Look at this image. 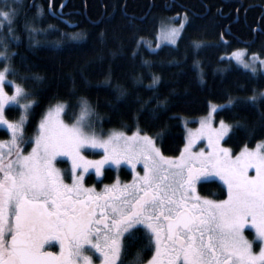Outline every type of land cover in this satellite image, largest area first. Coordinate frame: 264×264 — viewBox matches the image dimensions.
<instances>
[{
  "label": "snow or ice",
  "instance_id": "obj_1",
  "mask_svg": "<svg viewBox=\"0 0 264 264\" xmlns=\"http://www.w3.org/2000/svg\"><path fill=\"white\" fill-rule=\"evenodd\" d=\"M19 6L22 0H5L0 9V28L7 26L8 35L16 40L19 37L12 25ZM40 14L37 8L36 15ZM25 31L31 37L37 29L26 22ZM179 35L177 28L166 33L170 43ZM7 39L5 51H0L5 64L0 70V126H6L11 139L0 141V264H92L85 253L93 251L102 264H124L123 256L141 241L143 247L129 264H142V253L151 247L154 252L147 264H264V140L254 149L245 146L233 158L219 142L234 125L221 121L219 129H214L203 119L199 129L189 132L180 156L166 157L148 135L127 137L116 131L107 138L98 135L95 109L79 97V114L71 125L61 119V113L71 106L68 102L58 100L50 106L39 122L35 146L24 155V125L36 103L31 98L35 93L23 83L6 81V75L17 74L9 63L13 55L6 51ZM137 43L142 44L143 39ZM194 47L199 44L194 42ZM232 59L251 68L253 74L257 61L264 68V60L255 54L251 62H246L243 51L233 52ZM29 78L42 79L20 77L21 81ZM5 83L11 85V95L5 91ZM158 83L159 78L153 76L148 87L154 90ZM116 91L117 99L127 94L120 85ZM262 98L264 92L253 90L244 103L264 104ZM165 102L159 101L158 107ZM10 104L20 109L17 121L5 117V106ZM258 120L264 125V111L258 113ZM236 126L248 127L240 122ZM200 136L207 137L209 150L193 153L192 145ZM84 148H101L104 155L97 161L86 160L81 155ZM58 156L71 161V184L64 182L54 166ZM122 162L131 165L133 181L122 187L105 185L99 193L84 187V177L77 171L94 168L99 176L104 165ZM140 162L143 175L136 173ZM250 168L255 176L248 174ZM212 176L227 187V199L215 201L198 195L197 182ZM249 227L255 232L252 240L244 235ZM257 241L261 247L254 253ZM50 242L59 244V254L44 251Z\"/></svg>",
  "mask_w": 264,
  "mask_h": 264
},
{
  "label": "trees",
  "instance_id": "obj_2",
  "mask_svg": "<svg viewBox=\"0 0 264 264\" xmlns=\"http://www.w3.org/2000/svg\"><path fill=\"white\" fill-rule=\"evenodd\" d=\"M32 1L22 0L12 25L18 40L8 35L7 26L0 28V51H5L7 37L6 51L13 55L9 63L17 73L8 74L9 80L35 93L24 147L48 106L68 102L66 117L71 118L79 110V97L94 107L103 129L126 133L138 129L154 135L165 156L178 155L184 144L181 117L205 114L210 103L231 101L216 110L215 117L234 125L224 140L234 151L264 139V125L258 120L264 104L244 103L253 90H264V74H253L222 57L240 48L264 56V0H52L53 16L46 11L37 16ZM45 1L38 0L40 9H45ZM4 5L0 0V9ZM180 13L188 19L175 45L150 50L144 42L137 43L154 38L161 18ZM26 22L37 29L31 37ZM22 76L42 79L21 81ZM153 76L159 78L154 90L148 87ZM117 85L127 92L120 99ZM18 112L15 106L6 108L10 118ZM237 122L248 127L236 126ZM7 136L0 128V139ZM120 176L128 178L130 171L121 168ZM92 179L89 174L87 180ZM113 179L114 169L106 167L102 181ZM197 191L217 200L226 196L225 187L214 179L199 182ZM144 243L128 250L124 264ZM152 254L153 247L144 251L142 264Z\"/></svg>",
  "mask_w": 264,
  "mask_h": 264
},
{
  "label": "rangeland",
  "instance_id": "obj_3",
  "mask_svg": "<svg viewBox=\"0 0 264 264\" xmlns=\"http://www.w3.org/2000/svg\"><path fill=\"white\" fill-rule=\"evenodd\" d=\"M187 15L185 13H180V14H174V15H167L163 18H161V20L159 21L158 23V28H157V31L155 33V36L153 39H146V40H143L145 46L150 49V50H156L158 49L161 45L163 44H168V45H175L177 43V40L179 38V36L176 38V42L175 43H170L169 40L167 39L166 37V33L169 29L171 28H177L180 30V34L187 22ZM183 21V27L181 28V22ZM4 51V50H2ZM236 51H243L245 53V60L246 62H251V57L255 54L256 56L259 57L260 60H264V56H261L259 55L258 53H255V52H249L247 49L245 48H240V49H235V50H232L226 54H223V58H226V59H231L237 66L245 69L242 65L238 64L236 62V60L232 59V54L233 52H236ZM5 64H4V61L2 58H0V70H3ZM256 67H257V72L256 73H263L264 74V68H261L260 65H259V61L256 62ZM245 70H248L250 72L251 71V68L249 69H245ZM199 71V74H200V69H198ZM6 81H11L9 80L8 76L6 75ZM5 91L11 95L12 94V88H11V85L5 83ZM261 92H264L261 91ZM52 105H55L52 104ZM50 105V106H52ZM229 105V103H210L209 105V108H208V111L205 113V114H202L200 116H197V117H194V118H190V117H186V116H182L181 117V124H182V127H183V132H184V144L183 146L181 147V150L179 152L178 155L176 156H166V157H179L180 156V153L181 151L184 149L186 143H188V137H189V132L190 131H195L197 129L200 128L201 126V120L203 119H208L210 125L212 128L214 129H219L220 127V122L221 121H225L223 119H216L215 117V112L216 111H212L213 108H216V110H218L219 108H222L221 106H227ZM8 106H15L18 108L19 112H18V115L15 117V118H10L7 116L6 114V108ZM50 106H48L44 113L42 114L41 118L39 119L38 121V124L34 130V132L32 133V135L30 136L29 138V144L24 147V145L22 144L21 145V148H22V152L24 155H28L31 151H32V148L35 146V143H34V140H35V137L38 135V125H39V122L40 120L43 118V116L47 113V111L49 110ZM67 112V110H66ZM66 112L64 113H61V119L64 121V123L66 124H69L71 125L75 119H76V116L79 114V110L78 112L76 111V114L72 115L71 118H68L66 117ZM72 113V112H71ZM19 116H20V109L17 105H6L5 106V117L9 120V121H17L19 120ZM94 128H95V131L96 133L99 135V134H103V137L104 138H107V136L111 133V132H123L125 136L127 137H131L133 135V133H138L139 135H148L150 137L153 138L154 140V143L156 145L157 148H159L158 144H157V141H156V136L154 135H149L147 133H143V132H140L138 129H135L132 133H126L124 132L123 130L121 129H116V128H109V129H103L100 125V118L98 116L94 117ZM194 120L195 123H191V121ZM27 122V121H26ZM26 122H25V125H26ZM226 123L228 124H232L228 121H225ZM25 125H24V129H25ZM0 128L2 129H5L7 132V128L6 126H0ZM228 136V135H227ZM225 136L224 138H222L219 142V145L221 148H225V149H228L229 150V153L230 155L235 158V155L239 154L240 151L245 147H242L241 149L237 150V151H234L231 147L227 146L225 143H224V140L225 138L227 137ZM11 139V133L8 132V136L6 138H3V139H0V141H8ZM264 140V139H262ZM262 140H259V141H262ZM258 141V142H259ZM257 142V143H258ZM257 143L253 146H247L249 149H254L256 148V145ZM201 150H204V151H208V139L206 136H200L198 139L195 140V142L193 143L192 145V152L193 153H199ZM4 151L6 152L7 149L5 148ZM81 155H83L85 157L86 160H89V161H97V160H100L103 155H104V152H103V149L101 148H84L81 150ZM165 156V155H164ZM62 162H65V163H62ZM54 163V166L59 169L61 171V174H62V177L64 179V182L67 183V184H71L72 183V179H73V173H72V165H71V161L68 159V157L66 156H58L56 157V159L53 161ZM106 167H111L114 169V179L107 183L106 182H103L101 181L102 180V177H103V172H104V169ZM140 167V168H139ZM121 168H125L126 170L128 171H131L130 173V176L128 178H122L120 176V169ZM79 173H81L84 177L82 183L84 184V187L86 188H92V189H95V187L97 186L96 185V182H100L101 184H103V187L105 185H109V186H112V185H117V186H122V185H126L127 183L131 182L133 180V177H134V172H133V169L131 166H129V164L127 163H124L122 162L119 166L115 165V164H106L104 165V167L101 169V174L99 176H97L96 172H95V169L94 168H89L87 171H83V169H78L77 170ZM136 173H138L139 175L141 173H143V164L142 162L140 163H137L136 164ZM89 174H92L93 175V179L88 181L87 180V177ZM248 174L250 176H255L256 173H255V170L254 169H248ZM2 175V174H0ZM143 175V174H142ZM218 180L219 182L222 183V185L225 187L226 189V196L222 199H212V198H209V197H206V196H202L198 193V195H200L201 197H205V198H208L210 200H215V201H220V200H225L227 199V187L223 184L222 181L219 180L218 177H215V176H212L210 177L208 180ZM207 180V181H208ZM201 182V181H199ZM197 182V184L199 183ZM197 184H196V190H197ZM94 187V188H93ZM244 235L247 239L249 240H252L254 235H255V232L253 229H251L250 227L249 228H246L244 230ZM260 247H261V244L259 241L255 242L254 243V246H253V251L254 253H259L260 251ZM153 252H154V247H153ZM85 255H90L91 258H92V264H102V258L99 256L98 253H95L94 251L91 252V253H85ZM153 255V254H152ZM143 264H147V261Z\"/></svg>",
  "mask_w": 264,
  "mask_h": 264
},
{
  "label": "flooded vegetation",
  "instance_id": "obj_4",
  "mask_svg": "<svg viewBox=\"0 0 264 264\" xmlns=\"http://www.w3.org/2000/svg\"><path fill=\"white\" fill-rule=\"evenodd\" d=\"M33 3V5H32V7L33 8H35V9H37V8H39L40 9V4H39V2H38V0H33L32 1ZM44 4H45V9H44V7H42L41 6V11H42V13H44L45 11H46V13H47V15H54V13H55V11L53 10V6H52V0H46L45 2H43ZM61 15V11L59 10L58 11V15ZM59 15V16H60ZM129 166H131V165H129ZM140 168V167H139ZM137 172V171H136ZM130 173H131V171H130ZM143 173H141L140 175H142ZM102 181V180H101ZM133 181V180H132ZM131 181V182H132ZM131 182H129V183H127V184H130ZM107 184V183H106ZM96 187H95V191L97 192V193H99V192H101L103 189H104V187H103V184H101L100 182H96ZM123 186V185H122ZM122 186H119V187H122ZM94 188V187H93ZM45 250H52V251H54V252H56V254H59V252H60V247H59V244L58 243H55V242H50V244L49 245H45V248H44V251Z\"/></svg>",
  "mask_w": 264,
  "mask_h": 264
},
{
  "label": "water",
  "instance_id": "obj_5",
  "mask_svg": "<svg viewBox=\"0 0 264 264\" xmlns=\"http://www.w3.org/2000/svg\"><path fill=\"white\" fill-rule=\"evenodd\" d=\"M46 252H53V253H55L56 254V252H54V251H52V250H45Z\"/></svg>",
  "mask_w": 264,
  "mask_h": 264
}]
</instances>
